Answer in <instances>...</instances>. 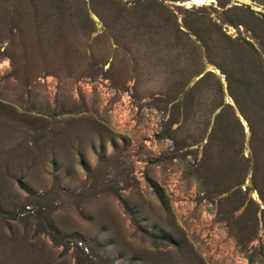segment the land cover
Here are the masks:
<instances>
[{
    "label": "rangeland",
    "instance_id": "obj_1",
    "mask_svg": "<svg viewBox=\"0 0 264 264\" xmlns=\"http://www.w3.org/2000/svg\"><path fill=\"white\" fill-rule=\"evenodd\" d=\"M183 1L0 0V264H264V0Z\"/></svg>",
    "mask_w": 264,
    "mask_h": 264
},
{
    "label": "bare ground",
    "instance_id": "obj_2",
    "mask_svg": "<svg viewBox=\"0 0 264 264\" xmlns=\"http://www.w3.org/2000/svg\"><path fill=\"white\" fill-rule=\"evenodd\" d=\"M242 1L243 2H247V0H242ZM213 3H214V0H184L182 2V5L185 6L186 8H190V7H194V6L195 7L207 6V5H210V4H213ZM212 70H214L215 73L217 72L216 69H212ZM240 120H241V123L243 124L244 128L247 129L245 121L242 118H240ZM254 198H256L255 195H254Z\"/></svg>",
    "mask_w": 264,
    "mask_h": 264
},
{
    "label": "built area",
    "instance_id": "obj_3",
    "mask_svg": "<svg viewBox=\"0 0 264 264\" xmlns=\"http://www.w3.org/2000/svg\"><path fill=\"white\" fill-rule=\"evenodd\" d=\"M227 33H228V35H230V36H234V35H235V31H234V30H229V29H227Z\"/></svg>",
    "mask_w": 264,
    "mask_h": 264
}]
</instances>
